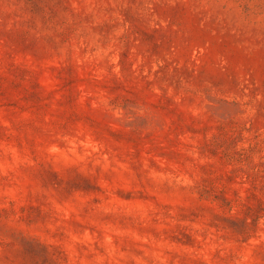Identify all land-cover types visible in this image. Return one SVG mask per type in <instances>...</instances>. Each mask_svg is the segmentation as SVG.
I'll use <instances>...</instances> for the list:
<instances>
[{
	"label": "rangeland",
	"instance_id": "1",
	"mask_svg": "<svg viewBox=\"0 0 264 264\" xmlns=\"http://www.w3.org/2000/svg\"><path fill=\"white\" fill-rule=\"evenodd\" d=\"M0 264H264V0H0Z\"/></svg>",
	"mask_w": 264,
	"mask_h": 264
}]
</instances>
